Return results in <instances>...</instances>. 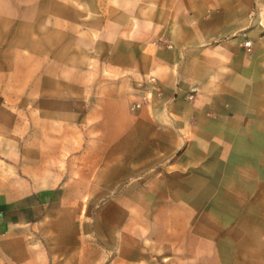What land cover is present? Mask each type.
I'll return each instance as SVG.
<instances>
[{"label": "crops", "instance_id": "crops-1", "mask_svg": "<svg viewBox=\"0 0 264 264\" xmlns=\"http://www.w3.org/2000/svg\"><path fill=\"white\" fill-rule=\"evenodd\" d=\"M133 1L126 37L152 43L146 53L137 39L127 42L129 54L142 52L129 66L155 84L131 96L140 104L125 114L126 124L111 105L116 126L105 180L149 187L96 210L95 241L87 243L81 209H40L57 182L44 174L36 189L0 191V243L7 249L28 233L68 238L54 252L73 254L72 264H100L104 251L112 254L110 264L258 261L254 256L264 254V0ZM130 18L140 21V33ZM122 46L112 44L111 53Z\"/></svg>", "mask_w": 264, "mask_h": 264}, {"label": "rangeland", "instance_id": "rangeland-1", "mask_svg": "<svg viewBox=\"0 0 264 264\" xmlns=\"http://www.w3.org/2000/svg\"><path fill=\"white\" fill-rule=\"evenodd\" d=\"M115 1L0 0V191L36 189L37 180L52 175L57 182L40 209H81L87 243L95 241L96 210L111 209L117 196L150 184L105 180L116 126L111 105L126 124L140 104L131 96L155 84L129 66L142 52L129 54L126 43L137 39L146 53L152 43L126 37L134 1L119 0L126 3L122 8ZM130 21L135 33L143 30L140 21ZM68 243L28 233L7 249L0 243V264H72L73 254L54 252ZM111 256L104 251L100 264H110ZM254 257L259 260L247 264H264V254Z\"/></svg>", "mask_w": 264, "mask_h": 264}, {"label": "built area", "instance_id": "built-area-1", "mask_svg": "<svg viewBox=\"0 0 264 264\" xmlns=\"http://www.w3.org/2000/svg\"><path fill=\"white\" fill-rule=\"evenodd\" d=\"M244 46L246 47V48H248V47H250V42H246V43H244ZM152 81H153V79H152ZM192 97H189V99H191Z\"/></svg>", "mask_w": 264, "mask_h": 264}]
</instances>
